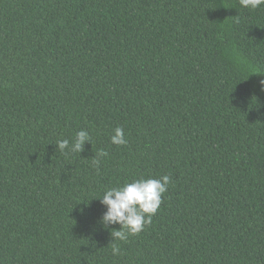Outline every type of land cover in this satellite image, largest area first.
I'll return each instance as SVG.
<instances>
[{
    "label": "trees",
    "instance_id": "obj_1",
    "mask_svg": "<svg viewBox=\"0 0 264 264\" xmlns=\"http://www.w3.org/2000/svg\"><path fill=\"white\" fill-rule=\"evenodd\" d=\"M257 72L264 5L0 0V264H264ZM164 175L152 222L113 240L93 198Z\"/></svg>",
    "mask_w": 264,
    "mask_h": 264
},
{
    "label": "clouds",
    "instance_id": "obj_2",
    "mask_svg": "<svg viewBox=\"0 0 264 264\" xmlns=\"http://www.w3.org/2000/svg\"><path fill=\"white\" fill-rule=\"evenodd\" d=\"M244 8L257 9L264 5V0H240ZM264 73V72H257ZM261 90L264 91V80L259 82ZM85 142L91 143L89 134L85 130H80L75 135V140L71 146L73 152L83 151ZM110 143L114 145H125L123 128L116 127L110 136ZM56 149L64 151L69 148V141L63 139L58 141ZM107 153L99 151L94 158L93 164L99 166L101 158ZM170 177L164 175L160 179H136L131 183H126L119 187H110L103 191L98 198L105 211L99 217L98 223L108 229L111 225H119V229L112 228L110 231L113 240L125 241L128 236L138 235L144 227L152 222V217L156 214L161 197L167 191ZM118 245L113 243L112 254L119 255Z\"/></svg>",
    "mask_w": 264,
    "mask_h": 264
}]
</instances>
